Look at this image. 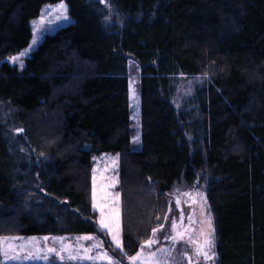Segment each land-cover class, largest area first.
Listing matches in <instances>:
<instances>
[{
    "label": "trees",
    "instance_id": "1",
    "mask_svg": "<svg viewBox=\"0 0 264 264\" xmlns=\"http://www.w3.org/2000/svg\"><path fill=\"white\" fill-rule=\"evenodd\" d=\"M63 1L70 22L18 68L5 59L61 0H0V237L101 234L91 163L116 153L129 256L158 227L173 187L199 181L216 264H264V0ZM129 61L140 73L139 152ZM183 79L199 81L177 104ZM33 114L47 125L43 143Z\"/></svg>",
    "mask_w": 264,
    "mask_h": 264
},
{
    "label": "snow or ice",
    "instance_id": "2",
    "mask_svg": "<svg viewBox=\"0 0 264 264\" xmlns=\"http://www.w3.org/2000/svg\"><path fill=\"white\" fill-rule=\"evenodd\" d=\"M105 3L106 0H99ZM51 9L42 11L39 18L40 25L45 24V16ZM56 12L55 18L58 20L68 21L67 8L61 0ZM38 29L34 23L32 45L37 44ZM30 45L29 47L31 48ZM24 53L20 56L12 57L11 62L17 63ZM23 131L22 129L18 132ZM138 139V137H137ZM135 142V141H134ZM119 156L112 161L115 166ZM96 169H93L92 177V200L93 208L100 212L99 227L101 230H106V233L111 237L112 244L116 249L127 257L128 264H172L168 257L174 249L159 248L153 251V246L158 243L157 233L163 228V224L152 230L151 237L145 240L139 247V250L131 256H127L124 251L122 232L120 225V194L117 192L113 194L110 189L116 186L117 181L112 177L101 176L100 179L104 181L99 186V196L97 193V176ZM43 190V189H41ZM181 196L187 197L185 203L189 207L199 203L201 216L203 219L194 220L193 215H188V225L184 224L185 213L181 207ZM175 206L180 210L179 216L171 220V235L166 237L170 239L173 244L183 241L186 246H191L193 254L201 258L204 264H211L216 259L214 252V234L211 223V216L207 213V201L203 194L199 191L184 192L182 189H177ZM171 210V208H170ZM159 219V218H158ZM168 216L164 217L167 221ZM179 220V223L177 222ZM197 225L198 227H193ZM206 225V227H205ZM51 241V244H49ZM81 241H93L90 245H85ZM103 244L92 235H84L77 238L75 245L66 242L63 237H49L43 238H24V237H0V264H35L37 261H43L44 264H53L52 258L55 257L58 264H83L85 261H91L92 264L96 262H106V264H120L119 261L113 260L107 252L102 251ZM95 254L93 255V253ZM191 264V256L186 257ZM199 264V260L197 261Z\"/></svg>",
    "mask_w": 264,
    "mask_h": 264
},
{
    "label": "rangeland",
    "instance_id": "3",
    "mask_svg": "<svg viewBox=\"0 0 264 264\" xmlns=\"http://www.w3.org/2000/svg\"><path fill=\"white\" fill-rule=\"evenodd\" d=\"M99 1V0H97ZM64 5L67 8L66 3L63 1ZM101 3V2H100ZM60 3L53 4V5H46L43 7L42 11L46 9H51V11L48 13V15L45 16V24L40 25L39 23V18L41 16L31 20V29H32V38L26 48H24L22 51H20L17 54L11 55L5 59L7 63L10 65H14L18 68H23L25 65L26 59L30 56L31 52L38 46V44L42 41L44 36L46 34L52 33L53 31L57 30L58 28L65 26L70 22V17L68 15V8H67V15L69 17L68 21L64 20H58L55 18V16L58 14L56 12V9ZM102 5L105 6V3H101ZM107 5V4H106ZM34 23L38 29H40V32L38 34V42L35 45H32V40L34 38L33 36V29H34ZM30 45L31 48L29 47ZM21 53H24V56L21 57V59L17 63H12L11 58L20 56ZM128 107H129V135H130V150L134 152H139L142 149V125H141V96H140V73H139V68L138 66L132 62L129 61L128 63ZM199 79H183L181 82V85L179 86V92L175 98V103H179V101L182 98L187 97L188 95H192V88L196 83H198ZM34 124H32V128L35 130V135H37V139H39L41 143H43L44 139L46 138L44 135L48 132L47 130V125L39 119V116L37 114L32 115ZM38 117V118H37ZM20 130V129H18ZM17 131H12V140L15 141L13 137H15L18 133H21L22 131L18 132ZM13 132V133H12ZM138 137V139H137ZM47 140V138H46ZM58 140V139H57ZM60 141V140H59ZM59 141H55L58 143ZM135 141V142H134ZM22 148V147H21ZM64 152H62L60 155H63ZM119 156V155H118ZM117 157L116 153H103L100 155H94L92 158V168L90 172V180H91V189H90V207L92 211L96 214V226L98 228V231L101 234H56V235H45L49 237H63L65 238L66 242L71 243L75 245L77 243V238L84 236V235H92L94 236L98 241L102 242L103 248L102 251H105L108 253L109 256L113 258L115 261H119L120 264H128L127 257L124 256L119 249L115 248V245L112 244L111 237L106 233V230H101L99 227V218H100V212L98 209L93 208V200H92V188H93V183H92V177H93V169L95 168L96 171V176H97V193L99 196V186L102 181L100 179L101 176L104 177H112L115 178L117 181L116 186L114 188H111L110 191L115 194L119 193L120 194V199H119V207H120V225H121V232H122V197H121V192L120 190V183H119V163H120V158L116 161L115 166H113V159ZM132 189H135L134 186ZM177 189H182L184 192H194V191H199L203 194L204 199L207 201V213L210 214L211 216V223H212V229H213V234H214V243H215V227H214V219H213V214L211 211V208L209 206L208 200H207V194H206V185L203 183H200L199 181H195L194 184H192L190 187H187L185 183L180 182L179 184L175 185L172 189V191L165 196L163 199L164 204L161 210L160 214V221L158 222L159 225L163 224V228L157 233L158 237V243L153 246V251L159 249V248H168V249H174L171 252V256L168 257L169 261L172 262V264H189V261L186 257L191 256V264H197V261L199 260V264H204L203 260L201 258L196 257L193 254V249L191 246H186L183 241L177 242L173 244V242L170 239H166L169 235H171V220L173 218H177L179 216V209L175 206V199H176V192ZM131 190V189H130ZM129 191V190H128ZM135 193H139L138 189L137 190H132ZM131 191V192H132ZM181 207L183 208V211L185 213V220L184 224L187 226L188 225V220L187 216L188 215H193L194 220H200L203 219L201 216L200 212V207L199 203L196 205H192L189 207V204L185 203L187 200V197L181 196ZM149 200V199H148ZM149 202V201H148ZM145 202H143L144 204ZM138 208V206H135ZM140 208V207H139ZM171 208V210H170ZM131 211H135L134 207ZM168 216L169 219L167 221L164 220V217ZM179 223V220H177ZM10 224H14V222L11 221ZM158 225V226H159ZM14 226V225H12ZM193 227H198L197 225H193ZM206 227V225H205ZM5 237H22V236H5ZM43 238L44 236H27L24 238ZM81 243L85 245H90L93 243V241H81ZM49 244H51V241H49ZM214 252L216 254V249L214 248ZM95 252L93 253V255ZM134 255V254H133ZM127 256H129L127 254ZM131 256V255H130ZM53 264H58L56 261V258H52ZM217 263V254H216V259L211 262V264H216ZM27 264V262H26ZM35 264H44L43 261H37ZM83 264H92L91 261H85ZM96 264H102V262H96ZM106 264V262H104Z\"/></svg>",
    "mask_w": 264,
    "mask_h": 264
}]
</instances>
